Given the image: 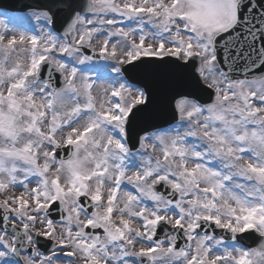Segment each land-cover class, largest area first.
Wrapping results in <instances>:
<instances>
[{
	"label": "snow or ice",
	"instance_id": "snow-or-ice-1",
	"mask_svg": "<svg viewBox=\"0 0 264 264\" xmlns=\"http://www.w3.org/2000/svg\"><path fill=\"white\" fill-rule=\"evenodd\" d=\"M25 7L38 30L0 9V264H264V0Z\"/></svg>",
	"mask_w": 264,
	"mask_h": 264
},
{
	"label": "water",
	"instance_id": "water-1",
	"mask_svg": "<svg viewBox=\"0 0 264 264\" xmlns=\"http://www.w3.org/2000/svg\"><path fill=\"white\" fill-rule=\"evenodd\" d=\"M43 2L44 0H0V8L9 11L26 12L28 11L25 7L26 5H38ZM217 231L219 232L220 230ZM252 242L250 239L249 243L251 244Z\"/></svg>",
	"mask_w": 264,
	"mask_h": 264
},
{
	"label": "rangeland",
	"instance_id": "rangeland-1",
	"mask_svg": "<svg viewBox=\"0 0 264 264\" xmlns=\"http://www.w3.org/2000/svg\"><path fill=\"white\" fill-rule=\"evenodd\" d=\"M8 14L13 15L10 13H8ZM15 16H17L19 18L9 21V23H8L9 28H16L17 30H25V29H28V30L36 29V30H38L40 28V24H38L34 18H29L24 14L23 15H15ZM0 18L7 19V17H0ZM61 264H66V262H61Z\"/></svg>",
	"mask_w": 264,
	"mask_h": 264
}]
</instances>
